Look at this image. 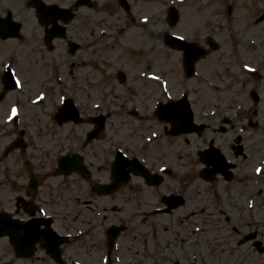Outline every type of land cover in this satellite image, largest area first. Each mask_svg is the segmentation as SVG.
<instances>
[{"label":"flooded vegetation","instance_id":"obj_1","mask_svg":"<svg viewBox=\"0 0 264 264\" xmlns=\"http://www.w3.org/2000/svg\"><path fill=\"white\" fill-rule=\"evenodd\" d=\"M141 1L0 0V264H264V4L226 41L188 40L218 68L187 87L180 56L183 81L164 92L103 45L155 25ZM221 3L227 17L237 6ZM96 91L118 100L116 124ZM116 153L128 177L106 190Z\"/></svg>","mask_w":264,"mask_h":264},{"label":"rangeland","instance_id":"obj_2","mask_svg":"<svg viewBox=\"0 0 264 264\" xmlns=\"http://www.w3.org/2000/svg\"><path fill=\"white\" fill-rule=\"evenodd\" d=\"M235 1L237 6H235L229 17L224 14L221 0H146L138 2L135 4V9L141 14L139 17L140 24L147 23L148 14L152 13L155 25L151 26L150 29L154 32L150 33L145 27L139 26V28L133 29L134 31L131 30L127 37L123 36L120 39L117 36L107 41L106 44L104 42L103 45H106L107 48V56L111 55V47H113L115 51L113 56L117 57L119 61L128 62L132 67H134V62H137L140 68L150 66L155 72V76L159 77L158 81L166 79L167 70L170 67V80H177L181 76L179 56L164 46L162 47V39L160 38L161 31L166 28L163 15L165 7L168 4L175 5L180 13V21L173 29V33L195 40H200L205 35H212L214 40L226 41L230 39L228 36L231 26L243 29L246 24L252 23L257 15L258 4H264V0ZM113 23L121 25L117 20ZM158 30L159 32H157ZM132 55L135 56L136 60L131 59ZM197 66L200 75L211 77L214 69L218 68V59L212 53L207 58L199 61ZM138 67H135V70ZM80 71L85 73L87 69H81ZM92 75L93 79H98L100 76L94 69H92ZM160 94L161 90L156 87L154 98H152L157 99ZM103 98L108 100L107 107L112 111L108 112L112 114V123L116 124L122 119L121 115H123L122 110L117 112L118 100L114 98L113 94L102 97L98 91L91 93L93 103H98ZM135 98L138 99L140 108L148 105L149 96L146 90L144 91L141 88L136 93Z\"/></svg>","mask_w":264,"mask_h":264},{"label":"snow or ice","instance_id":"obj_3","mask_svg":"<svg viewBox=\"0 0 264 264\" xmlns=\"http://www.w3.org/2000/svg\"><path fill=\"white\" fill-rule=\"evenodd\" d=\"M176 39L183 40L184 37H183V36H178V37H176ZM6 67H7V66H6ZM151 79H153V80H157V79H159V77H157V76H153V77H151ZM16 86H17V87L20 86V82H19V81H16ZM61 102H63V97H61ZM12 112H13V115H15V113H16V109L13 108V109H12ZM258 171H259V170H258Z\"/></svg>","mask_w":264,"mask_h":264}]
</instances>
